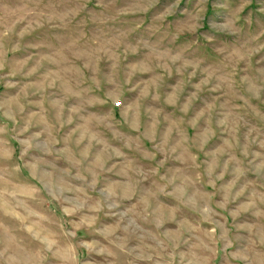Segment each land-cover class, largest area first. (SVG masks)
Listing matches in <instances>:
<instances>
[{
    "label": "rangeland",
    "instance_id": "obj_1",
    "mask_svg": "<svg viewBox=\"0 0 264 264\" xmlns=\"http://www.w3.org/2000/svg\"><path fill=\"white\" fill-rule=\"evenodd\" d=\"M0 264H264V0H0Z\"/></svg>",
    "mask_w": 264,
    "mask_h": 264
}]
</instances>
